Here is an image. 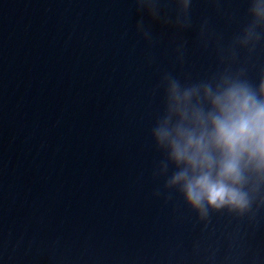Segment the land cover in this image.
I'll list each match as a JSON object with an SVG mask.
<instances>
[{
    "label": "water",
    "instance_id": "obj_1",
    "mask_svg": "<svg viewBox=\"0 0 264 264\" xmlns=\"http://www.w3.org/2000/svg\"><path fill=\"white\" fill-rule=\"evenodd\" d=\"M246 7L195 0L193 28L153 22L150 47L132 0H0V264H264V208L205 224L152 195L161 72L215 71L196 27L207 17L226 43ZM249 64L255 77L264 50Z\"/></svg>",
    "mask_w": 264,
    "mask_h": 264
},
{
    "label": "clouds",
    "instance_id": "obj_2",
    "mask_svg": "<svg viewBox=\"0 0 264 264\" xmlns=\"http://www.w3.org/2000/svg\"><path fill=\"white\" fill-rule=\"evenodd\" d=\"M211 2L221 11L222 0ZM132 3L141 14L135 32L150 47L161 39L153 22L177 32L194 26L195 0ZM245 3L246 20L226 43L207 17L196 27L201 46L215 47V71L195 80L162 71L153 89L161 94V106L148 132L158 153L151 176L162 183L152 195L168 203L178 194L205 224L214 212L251 217L264 208V65L255 77L249 74V62L264 50V0ZM186 45V39L175 41L180 64ZM147 59L153 62V57Z\"/></svg>",
    "mask_w": 264,
    "mask_h": 264
}]
</instances>
